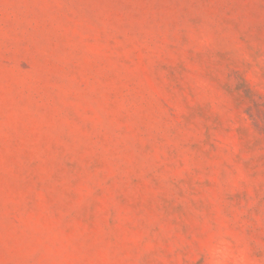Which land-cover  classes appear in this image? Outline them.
Wrapping results in <instances>:
<instances>
[{"label":"rangeland","instance_id":"1","mask_svg":"<svg viewBox=\"0 0 264 264\" xmlns=\"http://www.w3.org/2000/svg\"><path fill=\"white\" fill-rule=\"evenodd\" d=\"M0 264H264V0H0Z\"/></svg>","mask_w":264,"mask_h":264}]
</instances>
